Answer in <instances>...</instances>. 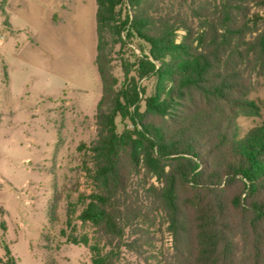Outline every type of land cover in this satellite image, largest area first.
<instances>
[{
	"label": "trees",
	"instance_id": "obj_1",
	"mask_svg": "<svg viewBox=\"0 0 264 264\" xmlns=\"http://www.w3.org/2000/svg\"><path fill=\"white\" fill-rule=\"evenodd\" d=\"M96 2L102 96L96 138L78 147L90 190L69 199L61 235L92 264H264V124L242 135L238 123L260 113L249 95L264 77V0ZM136 40L148 54L119 59L120 83L113 62Z\"/></svg>",
	"mask_w": 264,
	"mask_h": 264
},
{
	"label": "rangeland",
	"instance_id": "obj_2",
	"mask_svg": "<svg viewBox=\"0 0 264 264\" xmlns=\"http://www.w3.org/2000/svg\"><path fill=\"white\" fill-rule=\"evenodd\" d=\"M96 12V0H0L2 260L9 252L16 264H92L89 248L69 243L60 232L66 228L69 199L76 201L90 190L83 170L86 157L78 147L97 135L102 83ZM140 47L148 54V45L136 40L113 62L120 83L119 59L136 62ZM140 83L145 96L154 93V78ZM249 99L260 113L238 117L242 135L264 124V77L253 78ZM116 124L119 131L132 127L120 117ZM55 193L61 199L53 222ZM77 231L83 232L80 226ZM155 238L157 249L172 244L166 232Z\"/></svg>",
	"mask_w": 264,
	"mask_h": 264
}]
</instances>
